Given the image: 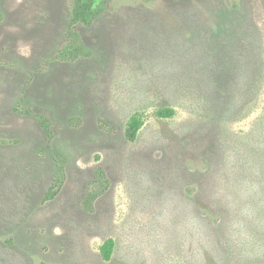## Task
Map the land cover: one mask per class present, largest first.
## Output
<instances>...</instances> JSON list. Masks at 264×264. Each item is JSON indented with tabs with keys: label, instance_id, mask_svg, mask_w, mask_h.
I'll return each mask as SVG.
<instances>
[{
	"label": "rangeland",
	"instance_id": "1",
	"mask_svg": "<svg viewBox=\"0 0 264 264\" xmlns=\"http://www.w3.org/2000/svg\"><path fill=\"white\" fill-rule=\"evenodd\" d=\"M72 4L0 0V264H225L227 233L228 261L264 264L244 222L264 189L247 154L264 83L253 93L246 78L264 0H108L78 25L91 55L61 61Z\"/></svg>",
	"mask_w": 264,
	"mask_h": 264
},
{
	"label": "trees",
	"instance_id": "2",
	"mask_svg": "<svg viewBox=\"0 0 264 264\" xmlns=\"http://www.w3.org/2000/svg\"><path fill=\"white\" fill-rule=\"evenodd\" d=\"M108 0H73L72 8H71V17L68 21L65 31V44L56 54V58L61 61H75L81 57H88L91 55V51L89 47L85 44L82 39L81 32L78 28V25L84 24L86 26H90L93 24L94 20L99 17L107 8ZM251 55H257L260 58V61L256 64H250L248 67L247 84L249 90L252 88L253 90L259 85V90H261L262 85L264 83V52L260 53L256 49H252ZM258 92V91H257ZM255 102L259 101L258 95H255ZM21 111L24 114H29L36 119L38 124L44 130L46 135L51 138V121L49 117L35 113L29 109H22ZM155 114L159 118H172L176 114V110L173 107H159ZM262 123H264V116L262 118ZM260 123L255 126V132L249 137V148L251 151L248 154V158L252 163H256L258 167V171L260 174L264 176V144H258V137H262L264 132V125ZM260 124L262 126H260ZM143 125V121L139 114H134L129 119L126 126V137L129 140H135L139 134L140 128ZM62 169V168H61ZM98 179L105 180L106 173L102 168L98 170ZM60 180L57 179L54 184L48 190L45 201L53 198V196L57 193V189L59 187ZM264 188V187H263ZM96 197L93 193H89L88 199L86 203L92 202V200ZM257 198L256 205L251 208L246 214L249 220H245L246 227L248 228V232H251L254 235L259 237L264 236V189L262 190L261 195H254ZM258 199L262 201V203L258 206ZM245 215V216H246ZM245 227V226H244ZM224 242L226 243L225 249L227 251L224 253L223 257L226 256L225 264H229L232 253L236 256H239L240 249H237V242L233 233H227L225 236ZM264 247V243L257 242V244L253 245L252 250L253 253H258L261 248ZM115 248V241L113 239H107L101 245L100 251L101 255L104 259L109 260L112 256V253ZM222 249V248H221ZM228 258V259H227ZM253 264H256V257H251ZM227 261V262H226ZM224 264V261L222 262ZM230 264H233L230 262Z\"/></svg>",
	"mask_w": 264,
	"mask_h": 264
}]
</instances>
